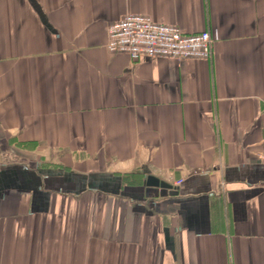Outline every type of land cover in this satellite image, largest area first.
<instances>
[{"label": "crops", "instance_id": "0c3cea01", "mask_svg": "<svg viewBox=\"0 0 264 264\" xmlns=\"http://www.w3.org/2000/svg\"><path fill=\"white\" fill-rule=\"evenodd\" d=\"M128 13L214 55L111 53ZM0 264H264V0H0Z\"/></svg>", "mask_w": 264, "mask_h": 264}, {"label": "built area", "instance_id": "2783aa9c", "mask_svg": "<svg viewBox=\"0 0 264 264\" xmlns=\"http://www.w3.org/2000/svg\"><path fill=\"white\" fill-rule=\"evenodd\" d=\"M215 39L210 31L188 33L142 13H128L108 28L107 49L126 53L133 61L146 58L210 59Z\"/></svg>", "mask_w": 264, "mask_h": 264}, {"label": "water", "instance_id": "95a60500", "mask_svg": "<svg viewBox=\"0 0 264 264\" xmlns=\"http://www.w3.org/2000/svg\"><path fill=\"white\" fill-rule=\"evenodd\" d=\"M149 184H155L160 185L162 187L168 188L170 190V194H176V189L169 183H166L164 181H158V179L151 178L148 182Z\"/></svg>", "mask_w": 264, "mask_h": 264}]
</instances>
